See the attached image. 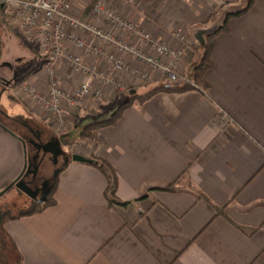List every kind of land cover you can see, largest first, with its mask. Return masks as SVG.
<instances>
[{"label": "crops", "instance_id": "obj_1", "mask_svg": "<svg viewBox=\"0 0 264 264\" xmlns=\"http://www.w3.org/2000/svg\"><path fill=\"white\" fill-rule=\"evenodd\" d=\"M98 1L156 39L182 48L186 72L206 33L223 23L227 11L246 3L74 1L73 16L132 42L135 37L95 15ZM90 37L84 35L88 42ZM7 39L9 48L17 42L20 55L15 67L38 62L34 47L18 34ZM66 46L79 52L73 44ZM214 46L213 65L204 76L206 91L159 90L145 101L137 98L116 124L99 129L93 141L80 138L83 125L110 115L128 98L167 83L156 78L142 84L124 75L128 88L115 95L93 82L92 88L103 90L99 106L89 96L85 109L69 114V129L55 134L49 118L34 110L30 99L21 101L13 93L15 105L11 101L5 108V91L15 86L0 81V193L19 178L28 159L23 139L12 133L13 119L45 124L44 129L35 127L60 140L63 150L69 143V151L64 150L69 156L105 159L118 177V202L111 205L105 175L92 164L70 160L58 176L54 204L33 215L3 220L0 234L13 249L17 264H264V0H256L246 14L230 19L228 31L216 37ZM140 48L154 53L145 44ZM5 56L2 61L8 60ZM86 61L107 68L92 54ZM46 67L43 60L22 83L35 82L39 91L46 92ZM58 73L61 86L69 91L86 78L63 63L58 64ZM0 77L11 79L1 73ZM95 106L98 111L91 112ZM170 186L175 190H165ZM14 188L18 189L9 186L2 195ZM7 205L1 204L0 211ZM223 206L227 215H217L215 207Z\"/></svg>", "mask_w": 264, "mask_h": 264}, {"label": "built area", "instance_id": "obj_2", "mask_svg": "<svg viewBox=\"0 0 264 264\" xmlns=\"http://www.w3.org/2000/svg\"><path fill=\"white\" fill-rule=\"evenodd\" d=\"M76 0H5L6 17L28 43L35 44L46 62L48 89L39 91L38 85H24L35 106H43L51 114L53 127L59 131L70 124V110L86 106L89 96L103 100V90L92 88L93 82L111 89L115 95L128 88L124 75L140 82H152L156 78L167 79L177 86L191 84L199 88L183 69L184 50L174 48L164 40L151 36L119 12L98 1L93 12L109 25L126 32L136 41L115 35L111 30L96 26L88 20H80L71 14ZM1 3V2H0ZM90 35L91 41L84 39ZM73 44L78 53L67 49ZM145 44L154 48L148 53L140 48ZM88 54L96 56L107 66L88 64ZM137 62L132 65L130 60ZM71 66L86 78L73 91L64 89L58 79V64ZM29 86V87H28ZM38 90V91H37ZM42 93V94H41Z\"/></svg>", "mask_w": 264, "mask_h": 264}, {"label": "trees", "instance_id": "obj_3", "mask_svg": "<svg viewBox=\"0 0 264 264\" xmlns=\"http://www.w3.org/2000/svg\"><path fill=\"white\" fill-rule=\"evenodd\" d=\"M255 2L256 0H246V3L242 5L240 8H237L236 10L227 11L224 15L223 23L217 29L213 30L211 33H206L203 41L200 42L197 46H195L196 47L195 48V58H194L195 61L189 67L188 72H189V76L192 79V81L195 84H198L201 89H204L205 91L208 89V85L204 81V76L207 70H209L213 65L211 55L215 47L214 44H215L216 37L228 31L230 19L237 18L238 16L246 14L252 8ZM5 15H6L5 6L0 5V17L4 19L3 16ZM33 50L38 55V62L29 61V62H24L23 64L20 65L18 72H17L18 78H16L17 84H20L23 81H25L27 77H29L31 74H33V72L39 69L41 63L43 62L39 53L36 52V49L33 48ZM190 88H194V86L191 84H183V85L174 86V85L167 83L164 86H161L160 88H156L152 90V92L146 95L132 96L128 98V100L122 102L116 108V110L110 113V115H106V116L103 115V117H97L96 119L91 120V122H89L88 124L83 125L84 127L81 129L80 138L84 140L93 141L95 137V132H97L99 129H101L104 126L116 124L123 114L122 111L128 108V106H130L133 103V101L136 100L137 98L139 99V101H145L147 98L151 97L153 93L159 90L177 92V91L190 90ZM89 164L96 166L105 175V177L107 178V182H108V186H106L107 200L109 201L111 205L117 203L118 201L116 200V191L118 187V177L116 175L117 173L114 167L110 163H108V161L105 159H96L95 161H93V163L90 162ZM64 168H65V165H63L60 172ZM59 174L56 176L55 183L51 189V192L48 194L47 200L45 202H37V201L32 202V205L28 209L21 211L17 214H10V212H8L6 216L4 217V220L6 217L11 219V218H18L23 215H33L35 213L40 212L45 207L54 204L55 199L53 198V194L56 189ZM165 190L167 191L175 190V188L173 186H170L168 189H165ZM215 208L217 211V215H220V214H223L225 216L227 215V212H228L227 206H223L220 208L215 207ZM256 230H257L256 228L252 229L251 232H254Z\"/></svg>", "mask_w": 264, "mask_h": 264}, {"label": "rangeland", "instance_id": "obj_4", "mask_svg": "<svg viewBox=\"0 0 264 264\" xmlns=\"http://www.w3.org/2000/svg\"><path fill=\"white\" fill-rule=\"evenodd\" d=\"M6 16L7 15L3 16L4 19L2 17H0V36H1L0 37V42H1V39H2V42H3V43L2 42L0 43V63L2 62L1 66H0V73L2 75H4L5 77H7V78H11L12 75H13L12 68L19 65V63L17 62V58L19 57L18 55H20V54H17L16 50H15V46H16V43H17L16 40L14 41L15 43H13V44L11 43V48H9V46H8L9 45V40L7 39V36L8 35L9 36H13V35L16 36L18 34V36L21 37L23 43L29 45L32 48L34 47V48L37 49V47H36L35 44L28 43L27 41H25L24 37L20 34V32L17 29H15V27L11 24L12 20H8ZM2 50H4L5 52H2ZM14 53H16V54H14ZM4 56L8 60L2 61ZM27 60H29V59H27ZM3 65H5V66H3ZM162 81H163V83H167L168 82L167 79H163ZM34 83L35 82H26L25 84L24 83L17 84L16 81L13 82V86H15V87H10L9 90L6 89L7 91H5V95H4V98H3L4 107L8 108L9 103L12 104L11 101H13V104L15 105V100L12 97L13 93L21 101L23 99L24 100L30 99V102L33 103V105L35 106L34 101H32V97H30L28 95L29 93L27 92L26 88L24 87V85H32ZM145 83H149V82H143L142 84H145ZM0 84H1V82H0ZM22 84H24V85H22ZM79 85H81V83ZM162 86H164V85H162ZM12 88H13V90H12ZM0 93H1V89H0ZM119 93L123 94V92H119ZM92 101L94 102L95 105H98V106H99V104L101 102V100H97L96 101L94 95L92 96ZM85 108H86V106L80 107V108H76L75 110H70V113H75V112L80 111L81 109H85ZM95 108L96 109H94V107H93V110L91 109L90 111L96 113L98 111V107L95 106ZM33 109L36 110L37 112H40L45 117H48L49 118V122H47V123L51 127L53 126V124H52V122H53L52 120L53 119L51 117V114L48 113V111L43 106L40 107V106L36 105ZM96 115L98 116L100 114L98 113ZM1 117L2 116L0 115V118ZM32 124H34V126L35 125L37 126V124H38L41 128L43 127V129H44V126H45V124H43V123L42 124H39V123L35 124V122H32ZM53 128L57 131V132L56 131L54 132L55 134H57V133L61 134V133H65L69 129V124H68V126H66L65 129H63L61 131H59L56 127H53ZM96 133L97 132H95V134ZM26 147H27L28 154H30L29 147L28 146H26ZM69 149H70L69 143L64 145V150L65 151L68 152ZM64 163H65V161H64ZM53 173H54V164L51 163L50 160H49V161H47L44 164L42 175H43V177L44 176L45 177H51ZM7 187H9V186H7ZM19 192L20 191L18 189L14 188V189H10L8 191V193H6V194L1 196L0 205L1 204H3V205L4 204H8L7 207H5L3 209V211L11 210L10 214H17V213H19L21 211H24V210L28 209L32 205L31 199L26 194H24L22 192L20 194ZM13 253H14V251L11 248V246H9L7 241H5L4 238H2V234H0V264H17L16 255L13 254Z\"/></svg>", "mask_w": 264, "mask_h": 264}, {"label": "flooded vegetation", "instance_id": "obj_5", "mask_svg": "<svg viewBox=\"0 0 264 264\" xmlns=\"http://www.w3.org/2000/svg\"><path fill=\"white\" fill-rule=\"evenodd\" d=\"M12 70L13 75L11 79L7 80L4 77H0L1 81L3 80L2 83L5 81H10L12 83V81L18 76V67H13ZM11 126L14 131L23 139L25 145L30 149L26 168L28 173L26 174L25 171V173L22 175V179L28 183L33 191L37 192L36 198H32L27 194L26 195L31 199L32 202H39V199L44 195V191L47 192L49 190V193L51 192L56 176L59 174L58 173L56 176H54L53 173L51 177H43L42 171L44 164L50 160V162L54 164V172L59 169L61 170L65 164L64 161L66 159V154L63 152H60L57 155L50 153L51 151L47 149H55L57 147V138L53 135H49L45 130L35 127L29 121L13 119ZM45 182L47 183L44 184ZM6 212L8 213L11 211L6 210Z\"/></svg>", "mask_w": 264, "mask_h": 264}, {"label": "water", "instance_id": "obj_6", "mask_svg": "<svg viewBox=\"0 0 264 264\" xmlns=\"http://www.w3.org/2000/svg\"><path fill=\"white\" fill-rule=\"evenodd\" d=\"M5 0H0V2H1V6H3L2 4H3V2H4ZM3 81V80H2ZM5 83V85H6V87H8V86H13V83H11L10 81H5L4 82ZM15 85V84H14ZM132 94H135L136 93V91L135 90H133L132 92H131ZM12 133L13 134H15L16 136H19L17 133H15V132H13L12 131ZM20 137V136H19ZM57 140V147L55 148V149H47V150H50L51 152L50 153H53V154H55V155H57V154H59L60 152H63V153H65L66 154V159H65V164L64 165H66L70 160H73V161H78V162H85V163H90V162H92L93 163V161H95L94 159H90V158H86V157H84V156H82V155H80V154H73V155H68L64 150H63V147L61 146V141L60 140H58V139H56ZM26 168H27V163H26V165H25V168H24V171H23V173H25V171H26ZM60 172V169L59 170H57V171H55L54 172V176H56L58 173ZM23 173L19 176V178H17L13 183H11V185H9V186H12V185H15L18 189H19V191H22L23 193H25V194H27L28 196H31L32 198H36L37 197V192L36 191H33V189H31V187L28 185V183L24 180V179H22V175H23ZM28 172L26 171V174H27ZM47 182H45L44 184H46ZM9 187H7V189H8ZM7 189L5 188L3 191H1V193H0V195H2L5 191H7ZM49 193V190L47 191V192H45L44 191V195L39 199V202H45L46 200H47V194ZM6 212H2V211H0V227H1V225H2V223H3V220H4V217L6 216Z\"/></svg>", "mask_w": 264, "mask_h": 264}]
</instances>
